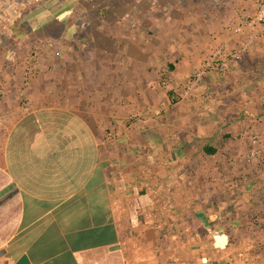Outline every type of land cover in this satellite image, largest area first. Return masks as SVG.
Masks as SVG:
<instances>
[{"label": "crops", "instance_id": "0c3cea01", "mask_svg": "<svg viewBox=\"0 0 264 264\" xmlns=\"http://www.w3.org/2000/svg\"><path fill=\"white\" fill-rule=\"evenodd\" d=\"M257 1L63 0L0 32V264H264V26L225 33ZM223 44L247 48L180 100Z\"/></svg>", "mask_w": 264, "mask_h": 264}, {"label": "built area", "instance_id": "2783aa9c", "mask_svg": "<svg viewBox=\"0 0 264 264\" xmlns=\"http://www.w3.org/2000/svg\"><path fill=\"white\" fill-rule=\"evenodd\" d=\"M256 13L253 18H248L245 16H241V19L238 23L231 22L225 29V33L228 35L238 36L241 35L246 29L252 30L253 33L259 34V27L264 26V0H258L256 4ZM43 46V45H42ZM41 45L34 47L32 54L28 58V68L25 70L23 87H27L29 85L30 79L34 74V69L29 66L38 56ZM247 48V45L243 47L241 50L231 53L229 58L224 57V52L226 50V45L220 46L216 51L210 54L204 62L201 64L200 68L195 71L189 78L182 90V94L179 95L180 100H186L189 98H196L197 89L204 78L209 73H217L220 75H224L229 72L230 67L228 60H231L235 57L241 55ZM160 85L166 91H171V84L166 72L161 73ZM3 90L0 88V99L2 98ZM133 119L135 117H132ZM1 119V116H0ZM248 139L252 145L251 157L256 159L259 155V135L258 133L250 132L248 135Z\"/></svg>", "mask_w": 264, "mask_h": 264}, {"label": "rangeland", "instance_id": "374dc122", "mask_svg": "<svg viewBox=\"0 0 264 264\" xmlns=\"http://www.w3.org/2000/svg\"><path fill=\"white\" fill-rule=\"evenodd\" d=\"M58 0H0V32L5 33V35H8V33H19V31H16L13 29L15 26H13V22L17 20L23 13H25L27 10H29L31 7H34L36 4L46 5L47 2H50L52 4V7H54L55 3ZM82 5H90V6H99V7H106L107 9H110L111 7H119V6H125V3L127 0H90L91 3H85V0H77ZM100 2V3H97ZM92 16V15H90ZM95 16V15H94ZM77 20V15H76ZM78 21V20H77ZM34 50V46L28 53L27 57L29 58L32 54V51ZM61 52V51H60ZM28 62V59H27ZM28 67L26 63V68ZM26 68H24L26 70ZM161 78V74H160ZM161 86V85H160ZM162 88V87H161ZM163 89V88H162ZM164 90V89H163ZM166 91V90H165ZM170 92V91H166ZM0 112V116H1ZM252 131L248 132L249 133Z\"/></svg>", "mask_w": 264, "mask_h": 264}, {"label": "trees", "instance_id": "16d2710c", "mask_svg": "<svg viewBox=\"0 0 264 264\" xmlns=\"http://www.w3.org/2000/svg\"><path fill=\"white\" fill-rule=\"evenodd\" d=\"M47 3L50 4V2H47ZM62 3H63V0H59V1H57V2L55 3L54 7L51 6L52 8H50V9L48 10L49 14H50L51 16L54 15V12L60 9ZM47 20H48V19H47ZM46 22H47L46 20H45V21H44V20H41V24H42V26H43Z\"/></svg>", "mask_w": 264, "mask_h": 264}]
</instances>
